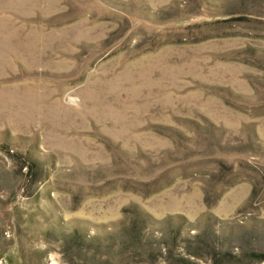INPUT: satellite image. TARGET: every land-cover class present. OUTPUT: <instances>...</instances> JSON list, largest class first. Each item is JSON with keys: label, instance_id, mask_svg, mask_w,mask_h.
<instances>
[{"label": "rangeland", "instance_id": "rangeland-1", "mask_svg": "<svg viewBox=\"0 0 264 264\" xmlns=\"http://www.w3.org/2000/svg\"><path fill=\"white\" fill-rule=\"evenodd\" d=\"M0 264H264V0H0Z\"/></svg>", "mask_w": 264, "mask_h": 264}, {"label": "trees", "instance_id": "trees-1", "mask_svg": "<svg viewBox=\"0 0 264 264\" xmlns=\"http://www.w3.org/2000/svg\"><path fill=\"white\" fill-rule=\"evenodd\" d=\"M259 254H261V253H259V252H253L252 253L253 257L251 259L252 260L257 259L258 256H256V255H259Z\"/></svg>", "mask_w": 264, "mask_h": 264}]
</instances>
